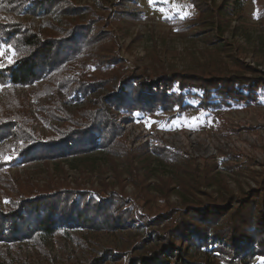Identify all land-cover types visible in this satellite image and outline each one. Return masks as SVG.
Returning a JSON list of instances; mask_svg holds the SVG:
<instances>
[{
    "label": "rangeland",
    "instance_id": "1",
    "mask_svg": "<svg viewBox=\"0 0 264 264\" xmlns=\"http://www.w3.org/2000/svg\"><path fill=\"white\" fill-rule=\"evenodd\" d=\"M34 1L0 0V75L19 55L3 38L7 27L64 36L82 24L93 39L76 60L31 83L0 78V121L20 116L42 140L85 122V110L124 75L264 73V0H57L42 13L33 10ZM190 103L181 115L110 106L120 127L112 142L64 157L15 160L29 140L18 124L0 133L4 211L36 191L69 188L123 194L134 203L130 218L157 219L153 226L131 221L123 228L67 227L48 238L0 240V262L125 264L156 246V235L188 207H219L212 209V223H204L208 232L227 227L242 208L235 226L242 228L247 217L249 230L255 210L264 207V98L209 109ZM229 253L212 242L189 250L197 260L237 264L239 257ZM243 258V264H264V250Z\"/></svg>",
    "mask_w": 264,
    "mask_h": 264
},
{
    "label": "trees",
    "instance_id": "2",
    "mask_svg": "<svg viewBox=\"0 0 264 264\" xmlns=\"http://www.w3.org/2000/svg\"><path fill=\"white\" fill-rule=\"evenodd\" d=\"M34 2L33 10L42 13L48 11L57 0ZM7 28L9 30L3 31V38L9 45H15L19 55L0 78L12 84H28L60 69L67 61L76 60L93 41L88 37L90 27L82 24H73L64 36L47 35L32 27L23 31L18 27ZM262 98L264 73L219 75L178 70L152 76L146 73L128 74L121 76L119 85L104 93L97 105L85 110V122L62 130L57 137L43 140L37 138L26 126V119L22 121L20 116L14 114H9L12 119L0 121V133L11 132L14 124H18L21 134L29 140L25 148L15 156V160L57 158L108 146L120 130L110 106L138 111L177 109L181 115L192 106L191 100L209 109L259 101ZM132 203L123 194L103 197L69 188L36 191L18 200L7 211L0 208V240H22L35 233L48 238L60 228L67 227L115 229L127 227L131 221L152 226L157 223L156 218L149 216L135 214L130 218ZM254 205L252 202L248 206L252 209ZM214 207H188L171 226H166L164 232L156 235V246L143 254L128 257L125 264H211L194 259L189 254L191 247L210 242L217 251L222 252L227 248L233 258L239 257L237 264L244 263L243 255L264 250L263 206L255 210L257 214L251 220L249 230L246 229L250 221L247 217L242 216V228L235 226L242 210L238 208L237 212L231 213L232 218L227 227H217L214 231L210 228L209 233L204 223H212L214 220L211 217ZM188 211L192 213L188 215ZM115 256L121 255L116 252Z\"/></svg>",
    "mask_w": 264,
    "mask_h": 264
},
{
    "label": "snow or ice",
    "instance_id": "3",
    "mask_svg": "<svg viewBox=\"0 0 264 264\" xmlns=\"http://www.w3.org/2000/svg\"><path fill=\"white\" fill-rule=\"evenodd\" d=\"M187 15V14H186ZM0 55H3V51H0ZM9 159H11V157H9Z\"/></svg>",
    "mask_w": 264,
    "mask_h": 264
}]
</instances>
